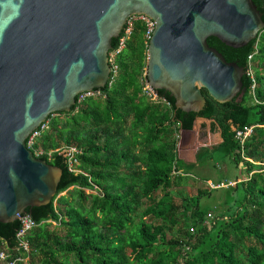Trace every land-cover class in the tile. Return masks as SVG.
I'll return each instance as SVG.
<instances>
[{"label":"trees","instance_id":"obj_1","mask_svg":"<svg viewBox=\"0 0 264 264\" xmlns=\"http://www.w3.org/2000/svg\"><path fill=\"white\" fill-rule=\"evenodd\" d=\"M253 3L264 21V0ZM144 31V22L135 20L132 36L115 58L116 78L101 88L105 97L79 102L77 96L70 111L51 113L47 128L29 147L60 167L62 175L48 204L25 209L37 223L26 236L27 252L17 250L20 221L0 222V249L9 254L7 261L29 256L15 264H264V29L239 48L207 38L228 62L245 68L243 96L219 103L202 89L205 105L198 113L175 108L173 96L162 89L157 93L168 105L142 95ZM117 42L112 39L111 50ZM197 116L210 119L211 131L219 128L222 141L202 146L196 162L221 155L236 166L244 163L246 175L251 173L222 189L226 210L210 222L206 217L213 207H202L200 200L212 190L198 188L179 197L171 192L182 189L197 164L177 154L178 130L192 129ZM252 124L258 126L241 144L235 130ZM65 146L80 150L75 171L56 151ZM145 217L159 222L149 224ZM48 220L58 230L48 228Z\"/></svg>","mask_w":264,"mask_h":264},{"label":"water","instance_id":"obj_2","mask_svg":"<svg viewBox=\"0 0 264 264\" xmlns=\"http://www.w3.org/2000/svg\"><path fill=\"white\" fill-rule=\"evenodd\" d=\"M133 18L155 22L145 76L157 95L168 91L175 108L195 113L205 105L202 89L219 103L241 100L245 68L207 38L233 48L255 39L264 21L253 0H0L1 223L56 194L62 169L27 142L77 96L105 92L112 53ZM201 121L211 122L197 116L192 130Z\"/></svg>","mask_w":264,"mask_h":264},{"label":"rangeland","instance_id":"obj_3","mask_svg":"<svg viewBox=\"0 0 264 264\" xmlns=\"http://www.w3.org/2000/svg\"><path fill=\"white\" fill-rule=\"evenodd\" d=\"M137 18H134L135 20ZM201 126L199 129L193 128V131H185L182 130L178 133V156L183 159L185 162H195L194 154L198 150V148H202V146L212 147L216 145L220 140L218 137V129L213 132H208V123L205 121H201ZM128 126V124H127ZM182 132V136L181 133ZM184 136V139H183ZM61 149V148H60ZM49 152V151H48ZM199 165V164H198ZM246 168L244 163H240L236 166L229 157H223L219 155V157L213 159V161L201 164L197 167H193L187 178L184 180L182 185V189L180 191L177 188H172L171 192H173L174 196H178L180 193L194 195L196 193V189L209 190L208 182H216L218 180H227L229 178L234 177L232 180H242L245 176H243L244 169ZM242 178V179H241ZM86 191H90L85 189ZM224 190L216 189L212 190L210 196H203L200 200V204L202 207H213L209 210L210 216L207 215V222H210L215 217H220L224 211L226 210L225 204V195L223 194ZM65 192L61 193L64 194ZM144 208V206H142ZM208 214V213H207ZM139 217H136L135 221H138ZM144 220L149 224L158 223V220H151L149 217H145ZM51 222L48 225L50 229H57L56 222ZM181 225V224H180ZM180 225H176L172 229V234L177 235L178 229ZM190 232H193V229H189ZM29 256L22 257L23 261H28ZM0 264H5V262H0Z\"/></svg>","mask_w":264,"mask_h":264},{"label":"built area","instance_id":"obj_4","mask_svg":"<svg viewBox=\"0 0 264 264\" xmlns=\"http://www.w3.org/2000/svg\"><path fill=\"white\" fill-rule=\"evenodd\" d=\"M134 19V18H133ZM129 20L127 22V28H126V35L122 39L121 43L117 46V48L114 50L112 53V58H111V67H110V75H109V81L108 85L110 86L117 75L118 72V65L115 61L116 56L125 48L127 40L132 36L133 34V23L135 20H141L145 24V31H144V38H145V43L146 46H148L149 39L152 36L153 29H154V24L155 22H152L146 18H137L135 20ZM252 55H249V60L251 59ZM247 74L252 73L251 67L249 66L248 69L246 70ZM142 95L149 99L152 102H162L168 105V102L157 95L148 85L147 79L142 81ZM87 96H94V97H105V92L97 93V94H83L77 100L80 102ZM258 126L257 124H252V125H246L242 128H238L235 130V138L242 144L253 132V129ZM47 128V122L43 125V127L27 142L28 148L33 146L35 139L39 134L41 133L42 130ZM30 149V148H29ZM57 152L60 154H63L66 157V162L69 166L70 170H73V164L77 163V154L80 153V150L76 147L73 146H65L61 147V149H57ZM41 154V151L35 150V156H38ZM51 155V151L47 152L48 158ZM251 174V173H250ZM249 174V175H250ZM245 179H248L246 177ZM236 184V180H227V181H217V182H208V187L210 189H222V188H227L229 186H234ZM210 216V212L207 214ZM20 221V228L18 229L16 233V239H17V250L18 249H23V251L27 252L28 251V241L26 239L27 234L37 225V223L27 214H23L19 217L18 219ZM9 254L7 253L6 249H0V262H5V264H15L16 260L22 259L19 257H16L12 260L7 261Z\"/></svg>","mask_w":264,"mask_h":264},{"label":"crops","instance_id":"obj_5","mask_svg":"<svg viewBox=\"0 0 264 264\" xmlns=\"http://www.w3.org/2000/svg\"><path fill=\"white\" fill-rule=\"evenodd\" d=\"M258 125V124H257ZM201 126V125H200ZM208 132L210 131V132H213V131H211V123L210 124H208ZM216 129H218V133L220 132V129L219 128H216ZM215 129V130H216ZM180 130H182L183 132H185V131H193L192 129H190V130H186V129H179L178 130V133H179V131ZM181 134V136H182V132L180 133ZM178 135V134H177ZM218 137H219V142L217 143V144H219L221 141H222V137L220 138V136H219V134H218ZM177 139H178V136H177ZM183 139H184V136H183ZM177 144H178V141H177ZM216 144V145H217ZM215 146V145H214ZM207 147V146H206ZM213 147V146H212ZM212 147H210V148H212ZM209 148V147H208ZM201 148H198V150L195 152V154H194V159H195V163H197L196 161H197V153L199 152V150H200ZM177 151H178V145H177ZM178 154V153H177ZM179 157V156H178ZM180 158V157H179ZM183 160V159H182ZM184 161V160H183ZM185 162V161H184ZM208 162H211V161H207V162H205V163H208ZM187 163V162H186ZM189 163H194V162H189ZM202 164H204V163H202ZM199 165H201V164H199ZM198 165V163L195 165V167H197V166H199ZM244 170H245V168H243ZM243 176H245L244 178H243ZM249 176V173H248V175H246V173H245V171L243 172V175H242V180H245V178L246 177H248ZM232 179H234V177H232V178H229V179H227V180H232ZM227 180H221V181H227ZM219 181V180H218ZM217 182V181H216ZM230 187V186H229ZM228 188V187H227ZM222 189H224V188H222ZM226 189V188H225ZM209 190H213V189H210L209 188ZM216 190V189H215ZM224 192V191H223ZM224 194V193H223Z\"/></svg>","mask_w":264,"mask_h":264}]
</instances>
